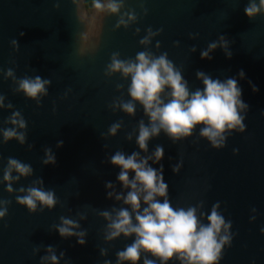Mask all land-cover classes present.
<instances>
[{
	"label": "water",
	"instance_id": "obj_1",
	"mask_svg": "<svg viewBox=\"0 0 264 264\" xmlns=\"http://www.w3.org/2000/svg\"><path fill=\"white\" fill-rule=\"evenodd\" d=\"M248 3L124 0L122 12L135 10L138 19L127 29H116L118 15L100 12L94 6L87 9L85 0H0V94L6 97L5 104L14 106L12 110L0 109V128L11 127L4 120L14 110L27 122L23 146L15 140L5 144L0 135V199L11 201L8 214L0 219V264H40L49 245L58 258L61 251L65 253L59 264H104L105 260L117 264L116 253L135 239L121 236L106 242L107 221L99 213L127 207L107 197L106 182L115 184L117 192L122 190L117 181L121 169L109 158L118 150L127 155L140 151L136 144L138 122L143 119L148 124L149 120L139 104L134 117L112 111L109 106L114 99H130V79L125 81L120 74L107 77L105 69L113 52H119L122 59H134L137 52L144 51L139 41L149 27L163 31L152 39L148 50L157 56L167 52L174 65L182 69L190 91L203 87L197 71L214 79L236 77L241 98L249 105L245 131H234L222 149L199 137L202 126H197L192 137L177 143L163 132L149 141L148 154L157 145L164 148L160 163L170 202L173 207L187 208L203 201L206 213L219 202L225 219L232 221L233 233L231 246L224 248L219 264H264V13L250 19L244 12ZM143 9L148 10L147 15ZM190 34L198 36L190 39ZM221 35L229 41L231 59L219 48L211 53V60L201 59V50ZM13 39L18 41V50L11 45ZM157 41L159 49L155 47ZM193 45L197 48L194 53L190 51ZM8 68L14 69L18 79L39 75L52 81L40 106L23 93L14 92L17 85L3 75ZM240 70L244 79L238 76ZM249 81L258 91L252 90ZM117 84L124 88L117 91ZM121 120L123 126L117 135L103 139L102 134L106 136L109 127ZM134 129L136 134L129 142L126 136ZM61 140L63 146L57 148ZM29 144L34 145L31 151ZM45 147L53 150L55 165L42 164ZM234 149L238 150L235 154ZM9 157L30 164L34 170L31 177H22L12 185V194L3 182ZM181 158L183 166L174 174L172 166ZM152 166L159 168V164ZM41 177L45 190H54L59 203L52 210L30 213L16 203L18 189ZM80 214L86 219L80 220ZM253 215L256 219L251 221ZM61 216L78 221L80 230H87L84 245L78 244L76 237L62 238L54 230ZM203 222L207 223L206 219ZM36 248L39 251L34 255ZM101 249L107 250L106 256L100 255ZM145 255L156 259L142 254L138 264H143ZM168 264L179 261L173 259Z\"/></svg>",
	"mask_w": 264,
	"mask_h": 264
},
{
	"label": "clouds",
	"instance_id": "obj_2",
	"mask_svg": "<svg viewBox=\"0 0 264 264\" xmlns=\"http://www.w3.org/2000/svg\"><path fill=\"white\" fill-rule=\"evenodd\" d=\"M94 7L106 14L118 15L116 29L124 27L127 29L131 24L137 22L135 10L123 11L124 0H93ZM56 7H59L57 4ZM147 9H143L147 15ZM245 14L250 18L264 13V0H249L244 8ZM139 34L140 29L137 28ZM163 29L153 31L151 27L146 29V35L139 41L145 48L137 52L135 58L122 59L119 52H113L110 63L106 66L105 75L112 77L120 74L125 81L130 79L128 85L129 100L122 97L114 99L109 106L112 111L120 110L130 117H134L137 104L143 108L144 115L148 117V124L141 119L138 122V135L136 144L140 151H134L130 155L122 150L116 151L109 161L113 166L121 170L117 175V181L122 185V190L117 192L116 185L106 182L107 197L114 199L127 207H113L111 211H102L99 215L107 221L104 232L106 242H111L123 236L125 238L135 237L131 244L116 253L117 264H138L142 254H150L156 259H149L147 255L143 258V264H168L173 259L179 264H219L226 246L230 247L233 239L231 233L232 221L226 220L220 211V203L212 205L210 212L203 211L204 203L201 201L195 206L173 207L168 196V184L164 179V166L160 161L164 158V148L157 145L155 150L148 154L149 141L158 137L163 132L173 142L185 140L193 136L197 126L200 128L199 137L206 139L210 145L219 150L226 146V140L234 131L243 133L245 131L244 120L249 111V105L242 100V89L236 77L212 78L203 71H197L196 77L202 82V88L190 91L188 81L182 74V69L177 68L168 58V53L154 55L148 46L152 39L161 34ZM20 36H24L21 32ZM198 34H190V39H196ZM179 46V41L174 42ZM14 49H19L16 39L11 41ZM155 47L159 49L161 44L156 42ZM222 49L229 59L232 52L229 50V41L221 35L218 40L208 44L207 48L201 50V59L211 60V53L216 49ZM197 48L193 45L192 53ZM83 52V50H82ZM5 79H11L17 87L15 93H23L27 98L34 100L40 106L41 99L48 95V88L52 81L42 78L24 76L17 78L13 68H8L4 73ZM240 79L245 78V73L240 70ZM250 86L254 92L258 91L255 85ZM124 88L123 84H117V91ZM167 90V91H166ZM67 95V94H66ZM6 97L0 94V109H13V104H5ZM243 113V114H242ZM264 115V113H262ZM11 127L0 128L2 142L8 143L15 140L21 146L25 145L27 139V122L20 111L14 110L4 120ZM123 121L113 123L103 139L115 137L121 130ZM128 133L126 139L131 142L133 135ZM63 146V141H58L56 147ZM108 146L105 144L104 148ZM34 148L28 145V150ZM234 149V154L237 152ZM145 153V155H141ZM43 165H55L56 157L50 147L44 148ZM151 162V163H150ZM152 164H159L155 168ZM183 166V159L172 166L174 174H178ZM33 168L16 158L9 157L7 166L3 170V182L7 185L9 194L14 192L13 184L22 177L28 178L33 175ZM15 173V175H13ZM134 173V175H130ZM20 195L16 196V203L25 206L30 213L45 209L52 210L59 203L54 190H45L43 178L32 181L27 188L18 189ZM10 200L0 199V219L8 214ZM39 205V207H38ZM130 209V210H129ZM253 208L252 212L255 213ZM59 225H53L55 231L62 238L76 237L77 243H86L87 230H80L78 221L61 216ZM80 220L86 216L79 215ZM206 219L207 223L203 221ZM251 221L256 219L255 215ZM264 233V229H261ZM39 248L33 250L35 255ZM46 255L40 258V264H59V259L64 258L65 253L60 252L59 258L56 250L49 245L45 248ZM101 256L107 255L106 249L100 250ZM104 264H111L105 260Z\"/></svg>",
	"mask_w": 264,
	"mask_h": 264
},
{
	"label": "trees",
	"instance_id": "obj_3",
	"mask_svg": "<svg viewBox=\"0 0 264 264\" xmlns=\"http://www.w3.org/2000/svg\"><path fill=\"white\" fill-rule=\"evenodd\" d=\"M94 6L93 0H85V7L91 9Z\"/></svg>",
	"mask_w": 264,
	"mask_h": 264
}]
</instances>
